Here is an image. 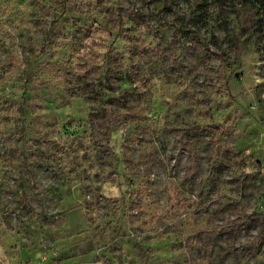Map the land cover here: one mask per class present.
<instances>
[{
	"label": "rangeland",
	"instance_id": "rangeland-1",
	"mask_svg": "<svg viewBox=\"0 0 264 264\" xmlns=\"http://www.w3.org/2000/svg\"><path fill=\"white\" fill-rule=\"evenodd\" d=\"M263 11L0 0V264H264Z\"/></svg>",
	"mask_w": 264,
	"mask_h": 264
},
{
	"label": "trees",
	"instance_id": "trees-1",
	"mask_svg": "<svg viewBox=\"0 0 264 264\" xmlns=\"http://www.w3.org/2000/svg\"><path fill=\"white\" fill-rule=\"evenodd\" d=\"M258 1H260V4L264 7V0H258ZM177 132L180 134V143H181L182 148L188 152L187 173L192 174L193 169H194V157H193V147H192L189 132L186 129H178ZM251 216L254 218H260L261 221L263 222L262 229H264V211L253 213ZM236 221L240 222L241 219H238ZM263 241H264V234L261 231V233L258 234L255 243H257L258 245H261Z\"/></svg>",
	"mask_w": 264,
	"mask_h": 264
}]
</instances>
